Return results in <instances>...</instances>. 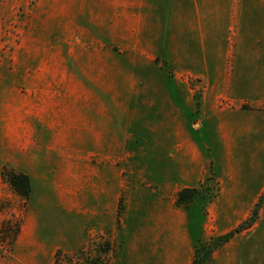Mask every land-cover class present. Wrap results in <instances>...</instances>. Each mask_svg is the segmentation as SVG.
<instances>
[{
  "label": "crops",
  "instance_id": "obj_1",
  "mask_svg": "<svg viewBox=\"0 0 264 264\" xmlns=\"http://www.w3.org/2000/svg\"><path fill=\"white\" fill-rule=\"evenodd\" d=\"M106 4L111 20L106 33L124 34L127 28L132 35L128 50L133 51V73L139 83L150 87L144 96L135 98H153L157 82L162 83L165 90L160 91L164 92L160 98L172 106L166 115L181 116L183 122L176 129L184 143L192 148L210 147L208 163L232 162L236 153L242 158L243 150L236 148L252 145L259 151L250 154L264 160V0H106ZM88 11L93 15L91 7ZM167 65L196 79L201 89L195 108L188 93L183 95L175 77L166 72ZM157 68L161 81L155 76ZM74 73L59 78L63 89L57 91L53 86L51 101L45 97L43 76L37 74V81L29 79L22 92L16 96L11 92L3 100L4 108L0 106V122L4 120L0 124V170L7 165L31 181L27 214L16 240L38 260L46 258L42 253L45 242L51 249L58 245L71 250L82 243L88 224L113 226L126 173L131 178L141 176L134 170L135 160L141 157L125 153L120 115L129 109L110 107L104 70L95 75ZM194 115L197 127L190 124ZM167 131L164 147L173 145L171 129ZM168 151L152 156L150 163L155 167L143 173L155 191L165 188V192L178 194L200 184L201 173L193 178L173 175L175 156ZM215 170L220 194L251 196L264 189V168L261 175L222 172L221 167ZM130 185L138 186V182ZM6 196L0 191V199ZM218 196L207 201L203 211L199 209V215L204 212L200 226L193 221L197 210L189 211L187 232L193 249L195 239L207 240L231 230L250 211L251 204L246 207L240 201L220 211L213 206ZM256 224L214 250L209 264L220 250L247 238ZM208 226L213 232H208Z\"/></svg>",
  "mask_w": 264,
  "mask_h": 264
},
{
  "label": "rangeland",
  "instance_id": "obj_2",
  "mask_svg": "<svg viewBox=\"0 0 264 264\" xmlns=\"http://www.w3.org/2000/svg\"><path fill=\"white\" fill-rule=\"evenodd\" d=\"M106 6V0H0V106L4 108L3 100L11 92L13 96L22 92L29 79L37 81V74L43 76L47 90L45 97L51 101L53 86L57 91L63 89V85L58 84L61 76H73L74 72L95 75L103 69L110 107L118 105L129 109L120 115L121 130L126 133L125 153L143 158L139 162L135 160L134 164V170L141 174L139 179L131 178L126 173L113 226L101 228L94 223L88 224L82 243L71 250L58 245L51 249L47 244L49 242H45L42 253L46 258L43 260L33 258L20 247L17 236V242L10 252L0 245V264H91L92 261L98 264H191L194 249L187 232L188 214L193 208L197 210L196 216H199V209L203 211L207 201L197 198L187 204H178L177 194L165 192V188L155 191L149 178L143 177L144 171H152L150 167H155L150 163V158L163 156L168 150L175 156L173 175L184 174L193 178L201 173L199 183L207 181L211 190L216 191V196H219L217 200L215 198L213 206L220 208V211L226 205L240 201L246 207L251 204L248 217L264 190L251 196L220 194L219 181L214 176L218 167L222 172L243 171L261 175L264 160L260 161L259 155L250 154L259 151L258 146L237 147V152L243 150V156L241 158L236 153L237 157L232 162L208 163L205 160L211 158L210 147L203 144L200 148L195 145L192 148L184 143L179 136L180 131L176 129L183 122L181 116L172 114L168 118L166 115L172 106L165 98H160L164 93L160 91L165 90L162 83L157 82V93L153 98H135L138 94L144 96L150 87L147 83L145 86L139 83L137 73H133L136 70L131 61L133 51L128 50L132 35H128L127 28L124 34L106 33V25L111 21L107 18L110 12L105 11ZM90 7L93 15L88 11ZM166 69L168 74L175 77L182 94L188 93L190 104L193 101L192 108H195L201 89H198L196 79L185 73H176V68L170 65ZM155 70L156 78L161 81L163 68ZM134 79L137 82L133 83ZM2 112L3 118L5 111ZM191 122L197 127V115L190 119ZM169 129L173 145L164 147V138L170 133L167 131ZM161 167L166 168L163 164ZM1 170L0 191L7 194L0 199L2 218L14 213L24 219L29 197H23L4 181ZM207 177L209 179L206 180ZM132 181H137L139 187H131ZM262 206L255 221L257 224L247 234L249 236L238 240L240 243L235 247L234 242L220 250L211 264H264V203ZM127 207L133 209L128 210ZM193 221L195 224L196 219ZM211 231L213 227L208 226V232ZM131 240L134 242L133 248Z\"/></svg>",
  "mask_w": 264,
  "mask_h": 264
},
{
  "label": "trees",
  "instance_id": "obj_3",
  "mask_svg": "<svg viewBox=\"0 0 264 264\" xmlns=\"http://www.w3.org/2000/svg\"><path fill=\"white\" fill-rule=\"evenodd\" d=\"M1 176L2 179L8 182L17 193H19L25 198L29 197L31 192V181H30V177L27 174L17 171L14 168L9 167L7 165H4L1 170ZM210 190H211L210 184L207 183V181H203L199 187L197 186L185 187L181 189L177 194L176 201L178 204H187L190 203L192 200L196 199L197 197L202 198L205 201H210L217 194L216 191L214 190L210 191ZM263 203H264V190L262 191L257 201L255 202L250 215L246 217L244 220H242L237 226H235L231 230L219 235L212 236L207 240L195 239L194 236L196 243L194 244V255H193L192 264H208L212 252L214 250L222 246L236 233L251 227L255 223L259 215V210L263 205ZM193 213L195 214V212ZM203 213H201V215L199 216H196L197 214L196 213L193 219V220L196 219V223L198 226H200L203 221ZM21 223H22L21 217L14 213H11L10 216H4L0 222V245H4L3 247L7 252H10L14 246L16 238L21 229ZM194 228L195 227L193 222L190 223V231L192 232V234L194 232L193 231ZM91 264H98V263L92 261Z\"/></svg>",
  "mask_w": 264,
  "mask_h": 264
}]
</instances>
